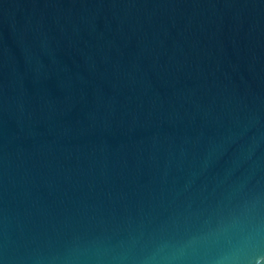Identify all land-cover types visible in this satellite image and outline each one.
<instances>
[{
  "label": "water",
  "instance_id": "obj_1",
  "mask_svg": "<svg viewBox=\"0 0 264 264\" xmlns=\"http://www.w3.org/2000/svg\"><path fill=\"white\" fill-rule=\"evenodd\" d=\"M0 264H264V0H0Z\"/></svg>",
  "mask_w": 264,
  "mask_h": 264
}]
</instances>
